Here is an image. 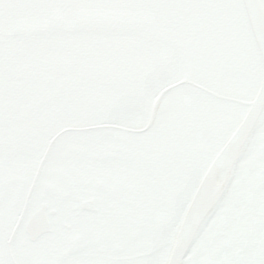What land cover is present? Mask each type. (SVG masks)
Segmentation results:
<instances>
[{
	"label": "flooded vegetation",
	"instance_id": "flooded-vegetation-1",
	"mask_svg": "<svg viewBox=\"0 0 264 264\" xmlns=\"http://www.w3.org/2000/svg\"><path fill=\"white\" fill-rule=\"evenodd\" d=\"M236 53L172 88L180 61L139 37H0V264H264V108L225 194L181 236L242 116L222 97L256 96Z\"/></svg>",
	"mask_w": 264,
	"mask_h": 264
},
{
	"label": "water",
	"instance_id": "water-1",
	"mask_svg": "<svg viewBox=\"0 0 264 264\" xmlns=\"http://www.w3.org/2000/svg\"><path fill=\"white\" fill-rule=\"evenodd\" d=\"M51 34L135 35L163 47L183 70V80L172 88L189 85L194 76L208 73L214 59L235 57L239 47H247L244 57L253 58L257 73L256 85L254 79L250 85L256 96L251 102L233 100L242 116L213 156L183 217L181 236H194L225 194L264 108V0H0L1 37ZM227 67L230 60L220 72Z\"/></svg>",
	"mask_w": 264,
	"mask_h": 264
}]
</instances>
